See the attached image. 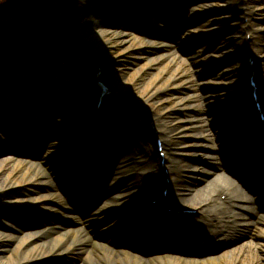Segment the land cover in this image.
<instances>
[{
    "label": "rangeland",
    "instance_id": "obj_1",
    "mask_svg": "<svg viewBox=\"0 0 264 264\" xmlns=\"http://www.w3.org/2000/svg\"><path fill=\"white\" fill-rule=\"evenodd\" d=\"M55 1L63 13L61 17L53 0H17L14 6H11L12 2L0 0V133L3 135L0 157L6 153L15 159L37 160L36 157H43L47 153L48 144L54 139L59 140L57 137L63 131L66 134L60 152L75 163L81 159L80 155L68 143L85 138L84 132L91 128L93 143L90 146L96 141L102 143L111 140L105 149L111 153L112 164L113 161L116 164L120 161L117 152L120 153L122 148L131 152L132 135H136L139 146L148 150L158 161L154 143L158 131L162 132L161 128L171 136L175 149L192 141L193 136L209 133L220 154L219 158L207 161L192 151L177 153L173 159L179 162L178 171L170 174L168 183L175 180L174 188L186 199L192 198L198 190L201 191L197 193L204 197L206 192L203 188L216 175L222 174L245 192L249 200L247 206L253 214L248 215L243 211L245 220L242 222L252 224L249 230L255 228L254 217L258 206L254 204L253 196L260 192L258 187L264 176V160L251 154L254 146L251 150L247 148L249 142H246L245 136L248 132L244 129L250 130L256 122L249 120L247 124H242L236 136L229 134L227 124L232 119L219 91L225 90L234 109H246V100L249 99L246 88L250 75L233 74L251 57L253 62L250 66L255 68L253 79L260 83L257 94L260 96V93H264V0H206L205 3L194 0L193 3L184 0ZM202 6L205 8L202 9ZM243 6L256 11L249 21L250 32L245 40L243 31L239 29L244 21ZM35 19L39 20L38 25L33 21ZM1 21H4V27ZM157 26L164 30H159ZM97 32L101 33L99 43L92 39ZM123 32L128 33V38L122 41L117 34ZM151 34L166 38L167 51L150 49L147 41ZM8 45L12 54L7 52ZM246 45L250 49L243 54ZM98 81L121 87L124 94L113 93L98 109L99 116L95 118ZM83 89V92H79ZM69 99L77 104L72 105L70 112L66 113L63 105ZM261 103L264 106V101ZM80 105L85 108L80 119L82 134L76 133L74 127L69 128L79 121L70 122V119ZM248 113L252 114V111ZM85 123H90L88 128L84 126ZM183 127L190 130L185 135L180 133ZM33 134L38 136L40 143L25 140ZM256 143L255 148L263 147L264 138L260 137ZM162 144L167 151L168 165L171 161L169 148L164 141ZM85 145H88L87 142ZM248 158L260 161V176H252L247 168ZM242 160L244 163L239 166ZM93 161L94 156L90 154L86 164L91 166L90 162ZM202 166L207 169L204 176L186 174L196 168L201 170ZM63 168L62 179L65 181L68 172L67 167ZM63 168L60 165L57 169L61 171ZM132 169L129 172H132L130 177L135 179L134 187L137 191L146 192V182L139 178L138 171ZM17 171L19 173L12 166H6L0 172V230H18L20 238L27 234L39 237L43 234L45 222L60 224L62 219L51 206L28 210L31 208L30 199L44 189V184L30 182L31 175ZM77 172L74 170L72 175ZM114 176L112 171H108L105 183L99 189L101 197L106 195V188ZM248 176L252 179H248ZM60 186V182L56 183L55 189ZM48 187L52 189V186ZM160 193L161 186L158 195ZM111 196H117V200L123 204L120 211L123 213L127 210L124 215L138 216L135 211L138 206L129 191L123 187L115 188ZM217 197L227 202L224 194L221 196L219 193ZM100 199L101 204L107 200L105 197ZM228 209L225 206L222 210ZM180 212H165L164 209L161 212L163 217L159 219L153 215L139 216V224L164 234L172 230L167 229L171 227L166 223L175 220L174 228L181 230L189 226L186 224L188 220L213 227L208 217H192L189 216L192 214ZM110 223L113 222H106ZM116 230L117 227H114L113 235L118 233ZM117 236H120L119 233ZM248 239L246 236L238 240L234 238L223 249L230 252L246 247ZM194 240L206 251L219 247L217 241L210 243L206 236ZM12 245L9 242L0 244L1 260L6 259L5 249H12ZM241 256L250 260L249 263H264V259L258 256L254 258L249 254V259L244 252ZM78 261L75 256H68L67 260L46 256L27 264H75Z\"/></svg>",
    "mask_w": 264,
    "mask_h": 264
},
{
    "label": "bare ground",
    "instance_id": "obj_2",
    "mask_svg": "<svg viewBox=\"0 0 264 264\" xmlns=\"http://www.w3.org/2000/svg\"><path fill=\"white\" fill-rule=\"evenodd\" d=\"M184 1L188 3L189 1L192 3L194 1L206 2V0ZM204 8L202 6V9ZM255 15L256 11L254 10H248L243 13L244 21L239 29L243 31L244 40L250 32L249 21ZM156 28L164 30L160 26ZM127 34L123 32L117 35L123 41L128 38ZM100 36L101 33L97 32L92 39H95V42L99 43ZM95 42L94 45H97ZM147 44L151 50L153 49L159 52L167 51L168 49L166 38L160 35L151 34ZM8 48L7 52L10 53L12 51L11 46L8 45ZM249 49V46L246 45L243 54L249 51ZM254 59L257 60L258 58L255 57ZM1 62L2 60L0 59ZM243 73L255 75V68L251 67L249 63L243 64L233 75L241 76ZM23 83L27 85V82L23 81ZM107 85L109 90L116 95L124 94L121 87H116L111 85V83H107ZM84 90H80L79 92H83ZM219 93L222 94L220 96H222V101L228 108V112L230 113L229 118L232 119L227 124L229 127L228 133L235 134L236 136L242 124L249 120V114L245 113L246 110H249V107L242 110L239 108L234 109V105L230 102L231 99L227 96L225 90H220ZM246 93L249 94V88H246ZM260 99L264 101L263 92L260 93ZM250 101L252 102L251 97L250 100H246V103H250ZM74 104L77 103L69 99L63 105L67 109L66 113L70 112L69 109ZM84 109L80 105L79 110L70 119V122L79 120L76 121V124H72L69 127H74V131L76 130V133L79 134H82V121L80 119H82L83 113L85 112ZM262 109L264 110V108ZM15 110L17 109L15 108ZM94 111L95 118H98L99 114L96 109V102ZM255 115L256 119H258V113L255 112ZM151 120L152 118H150ZM89 125L90 123H85L84 126L88 128ZM186 128L183 127L180 133L183 135L187 134L190 130ZM156 129L158 130L159 128L156 127ZM161 130L162 132L158 131L156 134L157 138L167 144L169 148L168 154L171 158L168 165L165 163L164 169L167 170L166 173L159 163L160 159L158 158V161H156L148 150H144L142 146H139L136 135L130 137L133 145L130 146L132 153H129V149L122 148L120 153L119 151L117 152L120 161L117 164L113 161L112 164L111 160L113 159L111 153L105 149V146L110 145L111 140H105L102 143L96 141L93 146H90L93 141L91 128L87 132H84L86 134L85 138L77 142L68 143L70 148L76 150L77 154L80 155L81 159L75 163L70 162L67 157H63V152H60L63 148L61 143L65 140L64 134H66L62 133L63 131L60 132L61 136L57 137L59 140L54 139L52 143L47 145V156L33 161L28 158L15 159L14 156L6 153L0 157V172L5 170L6 166H12L16 173H19L17 170H20V172H24V175H31L30 182L44 184V189L30 199L31 208L28 210H40L44 207L50 208L51 206V208H54V213L58 216L60 215L62 219V223L60 224L45 222L43 234L39 237L27 234L20 238V231L18 230H9L8 228L6 231L3 230L4 232L0 230V244L3 242L13 244L11 246L12 249H5L7 256H5L6 259L4 261L0 259V264H27L30 261L46 256L56 257L60 260H67L68 256H75L79 259L75 264H264L261 261L249 263L250 260L247 261L244 256H241L244 252L248 255L249 259V254L253 255L254 258L258 256L260 259H264V176L260 179L261 183H259L260 186L258 187L260 192L253 196V200H255L254 204L258 205V212L254 217L255 228L252 227V230H249V226L252 224L250 222H242L245 220L243 211L248 215L253 214L252 210L247 206L249 202L248 197L243 190L235 186L226 177L222 176V174L216 175L203 188L206 192L204 197H201L197 193L201 191L198 190L190 199H186L182 193L174 188L173 184L176 182L175 180L170 181L169 184L165 182V178H168L170 174L178 171L179 162L173 159L177 153L192 151L194 154L202 155L207 161L219 158L218 155L220 154L216 151L217 149L211 135L204 133L200 136H193L194 139L192 141L186 143L184 146L181 145L179 149H175L173 147L174 144L171 142V136L166 134L164 129L161 128ZM252 130L253 132L246 130L250 134L245 137L246 142H249L247 148H250V150L253 146L256 149L255 147L258 144L256 141L259 136L264 134L261 124H257ZM2 137L3 135L0 133V143ZM35 137L37 138L38 136L36 134L30 135L25 140L29 142ZM14 140L15 138L12 141ZM86 142L88 144L87 146L85 145ZM258 151L254 152L252 150L251 154H254L256 157L262 156L264 160V145ZM53 154L54 156L51 158L50 156ZM90 154L94 156V161L90 162L91 166L86 164L89 162L86 161L89 160ZM95 156L98 157L95 158ZM247 161L248 166L257 162L250 158ZM80 163L82 164L81 166ZM242 163H244L243 160L239 163V166ZM60 165L62 168L67 167L68 174L66 175L65 181L62 179L64 176V168L61 171L58 170ZM75 168H82L76 175L82 173L84 175L86 174V177L80 179L78 176L72 175L73 171L77 170ZM86 168H88L87 171L85 170ZM131 169L138 171L139 178L146 182L148 186L145 189L146 192L137 191L134 187L135 179L130 177L132 172H129ZM107 170L112 171L115 176L105 191V196H107L106 201L88 213L78 211L70 205V203L78 199L79 201L82 200L84 204H97L93 199L96 197L99 201L101 198L99 189L104 177L102 174L107 173ZM206 170L202 166L201 170L196 168L186 172V174L201 177L204 176ZM249 178L252 179L248 176ZM59 182L61 186L58 190L55 187L56 183L59 184ZM48 186H52V189ZM159 186H161L160 195H158ZM122 187L134 197V203L138 206L135 210L138 212L137 217L124 215V212H127V210H124L123 213L120 211V207L123 204L117 200V196H111V191L114 188L120 189ZM63 189L65 190L64 192H62ZM164 189H168V194H170H167L166 198L162 196V190ZM219 193L221 196L223 194L226 196L227 199H225L227 202L218 199L217 194ZM152 201H156V206H152ZM225 206L229 207V211L222 210ZM164 209L165 212L168 209L180 211L191 210L193 213L189 216L193 217L197 215L199 217H208L212 221L213 227L210 228L198 223V221L188 220L186 224L189 226H185V229L182 228L181 230V228H174L173 224L177 221L175 220L172 223H166V225L171 227L167 229L172 230H168L164 234V232L153 231L149 227L139 224V216L140 218H144L154 215L162 218L163 213L161 212ZM111 216L113 217L110 218ZM108 218L110 219L108 220ZM110 220L113 223L106 224ZM114 227H117L116 231H118L120 236H117L118 233L112 234ZM200 236H206L207 241L210 243L217 241L219 247H211L210 250L206 251V248L201 247L194 240L199 239ZM245 236L249 238L246 242V247L235 248L230 252L223 249L229 242H233L234 238L238 240ZM142 237H145V240ZM187 255H191V257ZM18 256L21 257L15 259ZM51 260L54 261V259Z\"/></svg>",
    "mask_w": 264,
    "mask_h": 264
},
{
    "label": "water",
    "instance_id": "obj_3",
    "mask_svg": "<svg viewBox=\"0 0 264 264\" xmlns=\"http://www.w3.org/2000/svg\"><path fill=\"white\" fill-rule=\"evenodd\" d=\"M53 2H54V5L56 6V8H58L57 7V5H56V1L55 0H53ZM59 14V13H58ZM34 135V134H33ZM31 141H36V142H39V140H38V137L36 138H33V139H31L30 140V142ZM29 143V142H28ZM40 143V142H39ZM35 144V143H34ZM82 164L80 163V166H81ZM79 167V166H78ZM82 169V168H81ZM81 169H77V170H81ZM70 205L71 206H73L75 209H77L78 211H80L81 209H82V207L83 206H85L86 204H84V203H82V200L81 201H79V199L78 200H75L73 203H70ZM89 205H91V206H93L94 207V205H92L91 203L89 204Z\"/></svg>",
    "mask_w": 264,
    "mask_h": 264
},
{
    "label": "trees",
    "instance_id": "obj_4",
    "mask_svg": "<svg viewBox=\"0 0 264 264\" xmlns=\"http://www.w3.org/2000/svg\"><path fill=\"white\" fill-rule=\"evenodd\" d=\"M14 1L16 2L17 0H6V3H8V2H9V3L12 2L13 4H12L11 6H14ZM21 1H23V0H21ZM0 13H2V11H0ZM42 21H43V20H42ZM5 22H7V20H6ZM34 22L37 23V22H39V20H36V19H35ZM3 24H4V21H3V22L1 21V26L4 27Z\"/></svg>",
    "mask_w": 264,
    "mask_h": 264
}]
</instances>
